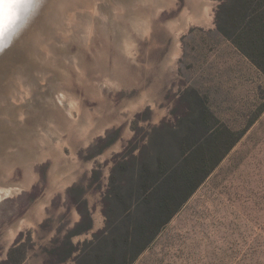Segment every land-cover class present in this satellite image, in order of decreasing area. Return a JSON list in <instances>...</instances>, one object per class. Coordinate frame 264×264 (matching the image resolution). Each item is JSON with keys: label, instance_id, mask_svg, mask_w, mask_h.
Returning <instances> with one entry per match:
<instances>
[{"label": "rangeland", "instance_id": "1", "mask_svg": "<svg viewBox=\"0 0 264 264\" xmlns=\"http://www.w3.org/2000/svg\"><path fill=\"white\" fill-rule=\"evenodd\" d=\"M202 1L210 5L207 24L191 19L186 28L181 24L174 31L168 28L170 21L195 14L194 0H173L168 10L151 19L152 29L146 34L136 21L118 23L116 27L131 36L135 50L131 52L133 58L127 60L110 47V69L121 85L113 88L99 79L103 99L93 91L96 86L82 83L74 69H66L72 82V88L67 89L82 98L90 113L101 114L94 115L96 124L90 132L93 137L84 145L77 137L78 130L69 129L63 112L59 108L54 109L59 111L57 114L51 111L50 117H58L60 125L71 134L67 143V131L59 138L44 126L40 128L52 144L61 145V156L57 149L43 145L60 161L55 176L53 158L35 161L32 173L25 171L28 158L37 159L42 153L40 142L33 138L36 129L31 121L23 122L21 130H16L31 137L24 147L13 143L20 141L19 137L4 133V125H0V180L13 166L6 182L23 185L16 194L0 200V264H7L9 258L12 262L22 260L21 264H74L81 249L88 253L97 245L94 236L108 230L110 220L106 214L117 212L113 204L105 207L113 167L123 155H136L153 128L161 123L175 124L184 111L181 99L191 91L214 117L208 126L215 129L218 122L239 139L131 264H264V75L218 32L217 13L223 0ZM135 17L139 20L138 15ZM120 35H115L117 43ZM106 43L98 31L92 52L98 57ZM64 51L74 59L85 55L87 78L98 76L93 74L97 63L88 51L76 43ZM115 61L119 69H114ZM141 100L143 105L138 103ZM62 104L68 110L65 100ZM71 115L84 120L75 110ZM10 145L17 147L16 151H9ZM63 183L67 185L62 191L59 185ZM43 202L46 205L39 220L36 207ZM21 222L24 225L12 239L10 231ZM77 226L89 229L69 238L77 250L67 261L57 262L50 252L63 250L65 239Z\"/></svg>", "mask_w": 264, "mask_h": 264}, {"label": "bare ground", "instance_id": "2", "mask_svg": "<svg viewBox=\"0 0 264 264\" xmlns=\"http://www.w3.org/2000/svg\"><path fill=\"white\" fill-rule=\"evenodd\" d=\"M36 2L39 3V6L37 5L32 17L26 16V11L20 13V19L16 22H24L20 26V30L12 38H9L10 32L8 33L12 28L0 35V48L3 46L2 48L5 49L3 51L0 50V125H4L1 128L4 133H11L13 136L17 135L16 137H19L20 141H12L13 143L24 147L26 142L31 141V137L29 138L30 135L26 134V132L24 133V131L18 133L16 130H21L20 127L23 122L31 121V124H34L36 129V136L34 135L33 138L40 142L38 143L42 153L37 154V159H34V157L28 158L27 162L29 163H26V165L24 163L25 171L30 173L35 161L53 158L55 162L53 175L55 176V172H58L60 161L53 156L50 152L51 150L44 149L43 145L46 146L48 144L49 148L57 149L60 156L62 154L61 145L60 142L56 145L52 144L49 135L40 128L44 126L50 133L56 134L59 138H62L64 132L67 131L68 139L65 142L70 140L71 134L68 129L60 125L57 120L58 117L56 119L57 122L53 120L56 116L53 119L50 117L51 111L59 108V111L63 112L65 120L69 123V129L78 130L77 137H80L84 145L89 142L92 136L90 132L96 124L94 115L100 116L101 114L100 111L90 113L85 108L82 98L67 89L72 88V82L67 76L68 72H66V69H74L76 76L82 83H91V86H96L93 91L97 93L100 97L99 99H103L104 95L101 93V88L98 84L99 79L103 85L109 84L113 88H118L121 85V81L115 71L110 69V47H115L124 55L122 59L126 57L127 60L133 58L131 52L135 50L133 49L134 41L131 36L129 34L126 35L120 27H116L118 23L122 22V20L136 21L140 25L142 34L149 33L154 22L151 19L158 17L164 9L168 10V7L173 5V0H132L131 3L124 0H36ZM194 2L197 8L195 14L191 18L183 15L177 20L170 21L168 24L170 30H175L179 24L186 28L187 23L191 19L195 23L207 24L209 22L210 5L202 0H194ZM33 7L35 8L34 2ZM136 15L139 16V20H136ZM112 29H114V32ZM98 31L107 41V46L103 47V50L98 51L99 55L97 57L92 52L91 44L94 43V38L98 35ZM118 34L121 35L117 43L115 35L117 36ZM73 43H76L92 55L93 60L97 63V66L93 67V74L98 75L97 77L95 76L91 80L87 78L88 65L85 63V55L79 54L78 59H74L64 51L66 46ZM94 48L97 49L96 45ZM16 52L18 57L13 60V53ZM173 57L174 55L172 59ZM100 59L104 64H100ZM118 66L119 64L115 61L114 69H119ZM64 100L67 102L68 110L63 109L62 101ZM138 103L143 105L144 101L141 100ZM72 110L77 112L79 118L84 117V120L73 118L71 115ZM53 112L56 113L55 110ZM30 134L33 136L32 134L34 133ZM10 146L9 151H16L17 147ZM18 162H21V160ZM14 168L12 166L8 170L6 169L7 175L0 180V200L13 192L16 194L21 189L20 187L23 186H12L6 182ZM66 185V183L60 184L59 187L62 188L60 190L63 191ZM29 186L25 187L29 188ZM51 195L49 194V196ZM44 204L45 202L40 203L36 207L40 214L39 220L43 216L42 212L46 205ZM22 223H19L14 230L10 231L9 237L14 239L16 231L19 230L18 228H20Z\"/></svg>", "mask_w": 264, "mask_h": 264}, {"label": "trees", "instance_id": "3", "mask_svg": "<svg viewBox=\"0 0 264 264\" xmlns=\"http://www.w3.org/2000/svg\"><path fill=\"white\" fill-rule=\"evenodd\" d=\"M217 30L264 75V0H223ZM191 92L182 97L184 111L175 124L153 128L136 155H123L113 167L105 207L113 204L117 212L106 214L107 232L97 233V245L88 253L81 249L74 264H131L238 141L218 122L215 129L208 126L214 117ZM88 229L75 227L63 250L53 249L51 256L59 263L70 259L77 249L69 238ZM21 263L9 258L7 264Z\"/></svg>", "mask_w": 264, "mask_h": 264}, {"label": "snow or ice", "instance_id": "4", "mask_svg": "<svg viewBox=\"0 0 264 264\" xmlns=\"http://www.w3.org/2000/svg\"><path fill=\"white\" fill-rule=\"evenodd\" d=\"M32 0H6L0 5V35L12 28L20 19V13L27 11Z\"/></svg>", "mask_w": 264, "mask_h": 264}, {"label": "water", "instance_id": "5", "mask_svg": "<svg viewBox=\"0 0 264 264\" xmlns=\"http://www.w3.org/2000/svg\"><path fill=\"white\" fill-rule=\"evenodd\" d=\"M6 2V0H0V5H2L3 3H5ZM33 2H34V5H35V8L33 7ZM33 2H32V5H31V7L25 12L26 13V16H33L32 14H33V12H34V10L36 9V7H37V5L39 6V3L38 2H36V0H33ZM25 20V19H24ZM24 21H20V22H16L15 23V25L12 27V29H10L9 31H8V33L10 32V34H9V38H12L15 34H16V32L17 31H19L20 30V26L22 25V23H23ZM7 33V34H8ZM7 37V36H6ZM3 47V46H2ZM1 47V48H2ZM9 47V46H8ZM0 48V50L1 51H3V49L4 48H2L1 49ZM7 48V47H6ZM5 50V49H4ZM0 51V52H1ZM18 57V54H17V52L16 53H13V60H16V58ZM1 199H7V198H1Z\"/></svg>", "mask_w": 264, "mask_h": 264}]
</instances>
